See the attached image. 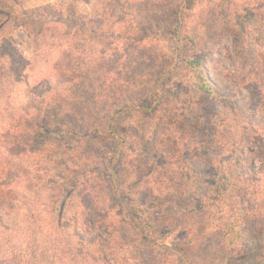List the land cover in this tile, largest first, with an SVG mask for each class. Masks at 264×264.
I'll return each instance as SVG.
<instances>
[{"label":"trees","instance_id":"trees-1","mask_svg":"<svg viewBox=\"0 0 264 264\" xmlns=\"http://www.w3.org/2000/svg\"><path fill=\"white\" fill-rule=\"evenodd\" d=\"M64 1L30 8L29 0H0V264H264V125L243 116L237 98L212 92L196 56L189 83L213 97L223 118L202 139L205 151L182 150L178 163L149 169L151 137L121 121L179 96L171 65L138 103L120 106L116 98L104 108L88 104L87 95L92 72L110 64L113 48L128 45L118 37L125 13L158 0H104L103 18L112 7L115 30L96 52L90 43L97 36H88L91 23L77 10L85 0ZM176 4L167 12L180 47L176 24L186 13ZM100 23L92 21L96 32ZM18 30L29 54L12 37ZM253 37L263 77L247 62L233 70L257 113L264 110V42ZM244 48L235 53L239 64ZM106 78L112 85L104 94L118 84ZM100 111L107 115L98 118ZM169 121L168 130L185 131L182 121ZM176 138L169 135L165 146ZM127 147H135L130 160ZM198 161H206L204 170ZM153 174L164 177L158 193L148 187Z\"/></svg>","mask_w":264,"mask_h":264},{"label":"rangeland","instance_id":"rangeland-1","mask_svg":"<svg viewBox=\"0 0 264 264\" xmlns=\"http://www.w3.org/2000/svg\"><path fill=\"white\" fill-rule=\"evenodd\" d=\"M57 1L59 0H29L28 6L39 8ZM103 1L85 0L78 4L77 9L84 15L86 21L91 23L88 36H97V39L90 43L95 47V52L104 41V36L109 35L112 39L115 30L112 26L111 6H109L110 14L106 19L103 18L105 7ZM176 3L180 6L179 11L186 13L185 21L176 24L179 34L183 37V44L180 47L175 42L174 22L167 12V4ZM125 15L127 22L118 37L124 38L128 45L122 46L119 51L113 48L109 53L110 64L92 72L88 83L93 88V92L87 95V99L88 104L94 100L100 106L111 109L114 108L113 103L116 102V98L120 99L117 100L120 106L143 101L153 89L156 78L171 65L172 80H175V91L179 90V96L176 99L174 97L166 99L156 110L130 115L128 120L121 121L122 127L142 133L143 139L151 137L147 150L150 162L152 161V165L148 166L149 169L178 163L180 159L178 154L182 150L192 151L198 147L199 151H205L206 145L202 139L210 140L213 126L220 123L223 118V112L213 97L200 93L199 89H195L191 82L189 83L193 75L191 61L196 56L203 57L202 66L211 82L212 92L226 98H237L242 115L251 119L259 128L263 127L264 110L253 113L252 98L245 86L246 81L237 75L233 67H242V63L247 62L249 69L257 67L260 76L263 77L262 53L258 51L253 36L255 34L260 36L264 42V0H172L170 2L158 0L148 3L146 8L138 9L135 6ZM92 21L99 24L103 21V30L96 32ZM12 37L20 48L29 54L31 45L22 31H15ZM118 37L116 36L114 41H118ZM134 37L141 40L133 41ZM244 45L245 48L241 53L242 62L239 64L235 53ZM106 77L118 83L113 90L110 88L108 94H104V90H101L112 85L111 80L106 81ZM106 115L103 111L97 113L100 119ZM170 118L179 123L183 122L185 131L179 125L174 132V126L168 130V124L172 122L169 121ZM174 134L177 135L176 142H169L166 147L165 138L168 139L169 135ZM132 140L133 138L129 147L134 145ZM129 147L125 151L127 160L134 157L135 147L130 149ZM142 163L146 165L145 162ZM205 163L198 161L194 165L200 171L206 168ZM128 177L127 183L131 186L134 177L133 175ZM163 178L161 174H153L149 180V189L157 193L163 190L165 185L160 183ZM132 191L139 194L142 190L140 187ZM177 225L183 226L180 221ZM164 241L171 242L172 238H166Z\"/></svg>","mask_w":264,"mask_h":264}]
</instances>
